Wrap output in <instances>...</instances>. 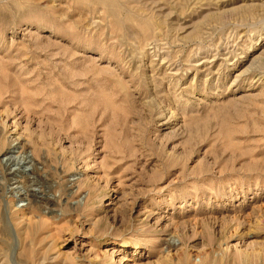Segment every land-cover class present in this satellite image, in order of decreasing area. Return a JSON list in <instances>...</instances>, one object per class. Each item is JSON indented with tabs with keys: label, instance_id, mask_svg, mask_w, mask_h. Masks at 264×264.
<instances>
[{
	"label": "rangeland",
	"instance_id": "1",
	"mask_svg": "<svg viewBox=\"0 0 264 264\" xmlns=\"http://www.w3.org/2000/svg\"><path fill=\"white\" fill-rule=\"evenodd\" d=\"M0 264H264V0H0Z\"/></svg>",
	"mask_w": 264,
	"mask_h": 264
},
{
	"label": "bare ground",
	"instance_id": "2",
	"mask_svg": "<svg viewBox=\"0 0 264 264\" xmlns=\"http://www.w3.org/2000/svg\"><path fill=\"white\" fill-rule=\"evenodd\" d=\"M9 151V150H8ZM20 162L21 163H24V170L26 169V168H28V167H34V165H33V163H32V159L30 160V159H28V157H25V156H23V157H21L20 158ZM34 169V168H33ZM23 171V170H22Z\"/></svg>",
	"mask_w": 264,
	"mask_h": 264
}]
</instances>
